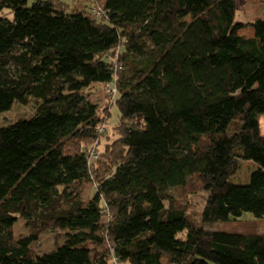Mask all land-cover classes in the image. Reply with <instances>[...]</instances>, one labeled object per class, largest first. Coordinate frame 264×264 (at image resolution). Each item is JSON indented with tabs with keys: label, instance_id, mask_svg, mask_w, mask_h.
<instances>
[{
	"label": "trees",
	"instance_id": "obj_1",
	"mask_svg": "<svg viewBox=\"0 0 264 264\" xmlns=\"http://www.w3.org/2000/svg\"><path fill=\"white\" fill-rule=\"evenodd\" d=\"M85 3L0 0V114L34 104L0 126V264H264V20L238 23L236 0ZM176 189L208 194L197 223ZM244 213L246 233L205 230Z\"/></svg>",
	"mask_w": 264,
	"mask_h": 264
},
{
	"label": "rangeland",
	"instance_id": "obj_2",
	"mask_svg": "<svg viewBox=\"0 0 264 264\" xmlns=\"http://www.w3.org/2000/svg\"><path fill=\"white\" fill-rule=\"evenodd\" d=\"M35 0H29V4ZM45 1V0H44ZM64 3L68 4L71 8L75 7V9H83L84 4L86 5L85 8L89 9L90 3L86 4V0H61ZM91 91V100L98 104L99 109L102 108V106L105 107L106 105V98H104V93L102 90V87H93L90 89ZM34 113V104L30 102L27 105H21L18 103H13L10 107V110L0 114V126L7 125L9 123H12L18 119H25L28 117H31ZM110 118L108 120V124H106L107 129L109 130V136L112 135L111 129L113 124L117 122V109L116 106L113 105L109 109ZM234 129L231 128V130ZM106 136V135H105ZM103 136V141L100 143V147L97 149L99 155L101 153L103 144L105 142ZM254 169V165L249 161H241L239 163V168L237 172L234 174V176L231 178V183L235 185H245L249 181V177L251 172ZM247 182V183H246ZM85 197L88 196L91 186L90 184H87L85 186ZM207 195L205 192H192L188 191L187 194H185L181 190H174L173 196L175 197L176 201L181 204H186L188 206V212L190 215L191 220L194 223L198 222V215L204 205V201L207 198ZM254 217L250 213H244L241 217L237 218L236 221H233V219H230L229 221H217L214 223H210L205 225V230L210 232H217V231H223L226 233H246L248 229L251 227L253 223ZM18 222H21L20 219ZM16 235H23L25 234V230L22 227V223H19L15 227ZM260 231L259 233H261ZM61 233L59 231L56 232H49L46 234H43L40 236L39 240L34 245V252L36 254H43L45 252H48L52 250L57 244L61 242Z\"/></svg>",
	"mask_w": 264,
	"mask_h": 264
},
{
	"label": "crops",
	"instance_id": "obj_3",
	"mask_svg": "<svg viewBox=\"0 0 264 264\" xmlns=\"http://www.w3.org/2000/svg\"><path fill=\"white\" fill-rule=\"evenodd\" d=\"M254 19L264 20V0H236L235 20L246 23ZM259 131L264 136V116L259 118Z\"/></svg>",
	"mask_w": 264,
	"mask_h": 264
},
{
	"label": "built area",
	"instance_id": "obj_4",
	"mask_svg": "<svg viewBox=\"0 0 264 264\" xmlns=\"http://www.w3.org/2000/svg\"><path fill=\"white\" fill-rule=\"evenodd\" d=\"M91 13H92V16L95 17V18H99L100 15H101V12L95 8H93L91 10ZM105 92L106 93H110V94H115L116 93V88H115V85L113 84V86H110V85H106L105 87ZM113 262L116 263V259L113 258Z\"/></svg>",
	"mask_w": 264,
	"mask_h": 264
},
{
	"label": "bare ground",
	"instance_id": "obj_5",
	"mask_svg": "<svg viewBox=\"0 0 264 264\" xmlns=\"http://www.w3.org/2000/svg\"><path fill=\"white\" fill-rule=\"evenodd\" d=\"M262 128H263V126H262Z\"/></svg>",
	"mask_w": 264,
	"mask_h": 264
}]
</instances>
